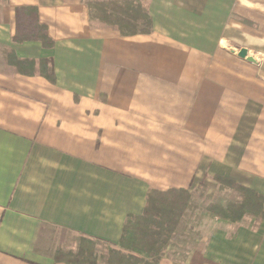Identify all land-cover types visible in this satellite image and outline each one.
Listing matches in <instances>:
<instances>
[{
    "label": "crops",
    "instance_id": "0c3cea01",
    "mask_svg": "<svg viewBox=\"0 0 264 264\" xmlns=\"http://www.w3.org/2000/svg\"><path fill=\"white\" fill-rule=\"evenodd\" d=\"M89 1L0 0V264L81 236L106 264L168 188L190 198L157 264H264V216L208 208L242 199L216 175L264 197V0H138L133 34Z\"/></svg>",
    "mask_w": 264,
    "mask_h": 264
},
{
    "label": "trees",
    "instance_id": "16d2710c",
    "mask_svg": "<svg viewBox=\"0 0 264 264\" xmlns=\"http://www.w3.org/2000/svg\"><path fill=\"white\" fill-rule=\"evenodd\" d=\"M106 4L103 9L105 12H109L108 3ZM117 4L120 5L116 11L114 10L117 16H112L109 13V15L107 14L109 18L104 14V10L92 8L90 3L89 8L92 15L115 25L121 34L147 33L150 31L151 18L141 10L139 3L130 2V6L133 7L123 6L121 2H117ZM121 13L126 14L123 16L127 17H121V19ZM124 19L127 20L124 22ZM131 23H133V28L129 29L128 26ZM215 177L226 187H231L240 192L242 199L238 203H228L225 208L220 205H210L208 206L210 210L233 220L238 219L244 212L264 216L263 196L220 175ZM189 198L190 192L186 188L151 189L148 191L146 205L142 212L126 219L122 226L118 245L108 247L106 264H157L162 245L170 239ZM54 259L64 261L67 264H97L95 241L81 236L76 250H57Z\"/></svg>",
    "mask_w": 264,
    "mask_h": 264
},
{
    "label": "rangeland",
    "instance_id": "374dc122",
    "mask_svg": "<svg viewBox=\"0 0 264 264\" xmlns=\"http://www.w3.org/2000/svg\"><path fill=\"white\" fill-rule=\"evenodd\" d=\"M117 2H121V3H123V6H130V2L132 3V2H135L136 4H138V0H96V1H89V3L93 6L92 8H98V9H100L101 11H103L104 9L103 8H105V5H107L106 3H108V11L109 12H105V10H104V14L107 16V14L109 15V13H110V15H112V16H117V14H115V11H116V9L120 6V5H118L117 4ZM94 3V4H93ZM130 7H133L132 5L130 6ZM132 9V8H131ZM131 9L129 10L130 12H131ZM115 10V11H114ZM114 11V12H113ZM131 14V13H130ZM123 15H126V14H123V13H121V15H120V18L121 17H127V16H123ZM129 17H131V16H129ZM107 18H109L108 16H107ZM110 18H112L111 16H110ZM122 19V18H121ZM127 19H124L123 21L125 22ZM132 25H133V23H131L128 27H129V29H132L133 27H132ZM203 182L201 181L200 182V189L202 190V189H204L205 188V184L203 183ZM173 233V232H172ZM172 235V234H171Z\"/></svg>",
    "mask_w": 264,
    "mask_h": 264
},
{
    "label": "water",
    "instance_id": "95a60500",
    "mask_svg": "<svg viewBox=\"0 0 264 264\" xmlns=\"http://www.w3.org/2000/svg\"><path fill=\"white\" fill-rule=\"evenodd\" d=\"M237 54L240 57H245L247 60L254 61V58L251 55H247V49L245 47L239 48Z\"/></svg>",
    "mask_w": 264,
    "mask_h": 264
}]
</instances>
